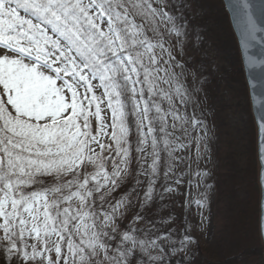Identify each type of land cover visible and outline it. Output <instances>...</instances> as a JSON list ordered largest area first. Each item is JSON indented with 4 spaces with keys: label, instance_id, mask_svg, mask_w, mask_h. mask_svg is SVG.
<instances>
[{
    "label": "snow or ice",
    "instance_id": "6c2138e0",
    "mask_svg": "<svg viewBox=\"0 0 264 264\" xmlns=\"http://www.w3.org/2000/svg\"><path fill=\"white\" fill-rule=\"evenodd\" d=\"M182 2L0 0V264H192L187 210L203 223L211 185L192 199L179 189L185 176L200 182L188 179L189 190L209 176L198 95L208 78L189 83L177 59L188 37ZM227 8L254 81L264 236V0ZM174 195L185 196L179 239L155 227L173 216L138 227Z\"/></svg>",
    "mask_w": 264,
    "mask_h": 264
},
{
    "label": "rangeland",
    "instance_id": "374dc122",
    "mask_svg": "<svg viewBox=\"0 0 264 264\" xmlns=\"http://www.w3.org/2000/svg\"><path fill=\"white\" fill-rule=\"evenodd\" d=\"M168 2L173 4V0ZM181 7L188 21V37L185 57L178 55L177 59L187 61L185 77L189 83L193 73L197 77L203 73L208 78L204 93L198 95L201 108L207 110L203 118L209 130V152L199 162V168L207 170L209 176L198 188L190 190L186 181L194 179L199 184V179L185 176L179 189L181 193L190 191L188 198L192 199L205 192L204 184L211 185L207 206L202 210L203 223L195 205L187 210V221L192 225L190 234L198 241L188 249L193 255L192 264H264L256 124L236 36L222 0H183ZM171 11L177 12L174 5ZM197 32L204 37L199 47L193 39ZM192 168L195 170L197 165L193 163ZM168 200L178 202V214L164 211L160 219H174L155 227L163 233L174 228V238L179 239L186 226L185 196L174 195L164 201ZM132 215L129 212L122 226ZM151 226L142 221L138 224ZM177 258H171L172 264Z\"/></svg>",
    "mask_w": 264,
    "mask_h": 264
},
{
    "label": "trees",
    "instance_id": "16d2710c",
    "mask_svg": "<svg viewBox=\"0 0 264 264\" xmlns=\"http://www.w3.org/2000/svg\"><path fill=\"white\" fill-rule=\"evenodd\" d=\"M159 203H163L167 205V207L163 208L162 210H158ZM168 209L170 211H175V213L178 214V202L174 200H168L164 202L153 203V205L150 208L145 209V212L143 214L145 215L146 219L145 221L142 222L143 223L148 222L149 224H151V222L159 220L161 218L160 215H162L164 211H168Z\"/></svg>",
    "mask_w": 264,
    "mask_h": 264
},
{
    "label": "water",
    "instance_id": "95a60500",
    "mask_svg": "<svg viewBox=\"0 0 264 264\" xmlns=\"http://www.w3.org/2000/svg\"><path fill=\"white\" fill-rule=\"evenodd\" d=\"M222 1H223L224 5H225V8L227 10L232 29H233L234 34L236 36V40H237V43H238V47H239V51H240V55H241V60H242V50H241L240 44H239V33L236 30L234 24L232 23L230 11L227 8V0H222ZM243 69H244V74H245L246 82H247V85H248V88H249V95H250V84H249V82L252 81V77H251L250 73L245 70L244 65H243ZM253 71H259V69H254ZM252 82H254V81H252ZM251 105H252V103H251ZM252 111H253L254 120H255V113H254L253 106H252ZM255 124H256V120H255ZM260 234H261V208H260ZM261 239H262V243H263V246H264V236L261 235Z\"/></svg>",
    "mask_w": 264,
    "mask_h": 264
}]
</instances>
